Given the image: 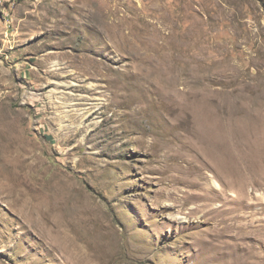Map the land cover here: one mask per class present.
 I'll return each instance as SVG.
<instances>
[{"label": "rangeland", "instance_id": "obj_1", "mask_svg": "<svg viewBox=\"0 0 264 264\" xmlns=\"http://www.w3.org/2000/svg\"><path fill=\"white\" fill-rule=\"evenodd\" d=\"M0 264H264V0H0Z\"/></svg>", "mask_w": 264, "mask_h": 264}, {"label": "bare ground", "instance_id": "obj_2", "mask_svg": "<svg viewBox=\"0 0 264 264\" xmlns=\"http://www.w3.org/2000/svg\"><path fill=\"white\" fill-rule=\"evenodd\" d=\"M28 204L31 205V203H28ZM70 245H71V243H70ZM71 246H73V248H74L75 245L72 244Z\"/></svg>", "mask_w": 264, "mask_h": 264}]
</instances>
